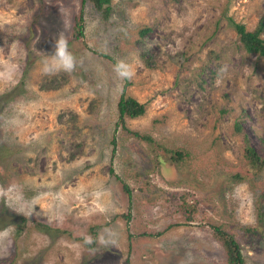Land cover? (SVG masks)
<instances>
[{
	"label": "rangeland",
	"instance_id": "374dc122",
	"mask_svg": "<svg viewBox=\"0 0 264 264\" xmlns=\"http://www.w3.org/2000/svg\"><path fill=\"white\" fill-rule=\"evenodd\" d=\"M81 6L0 0V264H227L215 229L264 264V168L243 156L244 135L264 154V55L229 22L253 29L264 0H112L106 19L86 2L76 38ZM61 32L71 72L46 70ZM102 54L153 143L117 124L124 79Z\"/></svg>",
	"mask_w": 264,
	"mask_h": 264
},
{
	"label": "trees",
	"instance_id": "16d2710c",
	"mask_svg": "<svg viewBox=\"0 0 264 264\" xmlns=\"http://www.w3.org/2000/svg\"><path fill=\"white\" fill-rule=\"evenodd\" d=\"M81 2V9L79 10L78 14L75 16L74 18V25H73V36L76 38H79L83 35L84 29H83V21H84V17H83V5L86 2H90L93 7L100 12L101 16L106 19L108 18L109 14H110V10H111V2L112 0H80ZM229 22L231 24V26L233 27V29L235 30V32L238 35V38L242 44V47L244 48V50L247 53H251V54H257L259 56L264 55V38L262 37V34L264 32V12L262 13V15L259 17L258 21L256 22L255 26L253 29L248 30L246 29L245 25L239 22H234L231 18H229ZM149 27L144 26L142 29L139 30V34L140 35H145L146 33H148L149 31ZM104 57L110 59L111 61H113V63L115 64V66L117 65V63L108 55L102 54ZM148 59H150V57H145V60L147 62ZM150 66V64H148ZM124 79V83L122 85V89L117 101V115H118V120H117V124L120 125L121 129L124 130L125 133H127L128 135L133 136L136 139L139 140H144L146 142L149 143H153L154 140L151 136L141 133L139 131L136 130H130L127 126H126V119L130 118V119H134L137 118L139 116H142L145 111H146V103L144 102H140L138 101L134 96H132L130 93H128V87L130 86V82L128 81V77H123ZM234 129L237 133H242L243 129L242 126L240 124L239 121H236L234 123ZM243 156H244V162L251 168H254L256 171H261L264 168V154H259L256 152V150L249 144L246 136L244 135L243 137ZM112 144H115V140L114 138H112L111 140ZM264 144V142H263ZM166 149V148H165ZM168 150V149H167ZM170 157L176 161H179L181 159H183L186 155V153L182 150V149H175L172 151H169ZM110 172L112 173V175H114V177L117 180H120L122 183V188L123 190L129 194V196L131 195V190L129 188V186L123 182L121 180V178L117 175L114 174V171L110 168ZM241 179V177H240ZM128 213L125 214H121V217H125L126 219L129 218ZM22 224L21 226H18L19 228V232H16V234L18 235V233H22L23 231V227L26 225L27 220L24 218H21ZM37 227H41L44 229H50L48 228V226H46L45 224H40V223H34ZM58 231V230H56ZM215 234L217 235V237L219 238V240L221 241L225 252H226V262L227 264H244V260H243V255L240 251L239 245L237 243V241L234 239L233 235L227 233L224 230H220V229H215ZM60 233H67L68 236L72 237L70 232L68 231H59ZM158 234V233H157ZM83 239V238H81ZM94 238H92V243H88L85 242L86 245L92 247L93 243H94Z\"/></svg>",
	"mask_w": 264,
	"mask_h": 264
},
{
	"label": "clouds",
	"instance_id": "9594fccd",
	"mask_svg": "<svg viewBox=\"0 0 264 264\" xmlns=\"http://www.w3.org/2000/svg\"><path fill=\"white\" fill-rule=\"evenodd\" d=\"M53 49V52L48 55L46 60V70L73 71L76 64L75 57L68 51L67 39L62 32L58 34ZM48 60L51 61L50 66L48 65ZM115 70L122 77H130V72L123 62H118Z\"/></svg>",
	"mask_w": 264,
	"mask_h": 264
}]
</instances>
